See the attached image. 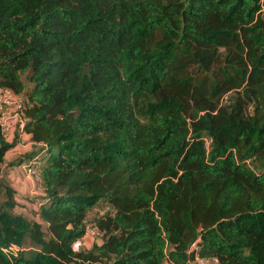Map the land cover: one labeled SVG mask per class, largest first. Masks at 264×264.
Listing matches in <instances>:
<instances>
[{
	"label": "trees",
	"instance_id": "trees-1",
	"mask_svg": "<svg viewBox=\"0 0 264 264\" xmlns=\"http://www.w3.org/2000/svg\"><path fill=\"white\" fill-rule=\"evenodd\" d=\"M4 88L44 200L0 183V264H264V0H0Z\"/></svg>",
	"mask_w": 264,
	"mask_h": 264
},
{
	"label": "rangeland",
	"instance_id": "rangeland-1",
	"mask_svg": "<svg viewBox=\"0 0 264 264\" xmlns=\"http://www.w3.org/2000/svg\"><path fill=\"white\" fill-rule=\"evenodd\" d=\"M1 116L7 118L9 124L12 126V130L8 135V140L11 142L15 140L18 135V111L16 107L5 108L0 112ZM17 131V132H16ZM36 148L35 144L28 135L21 134L19 141L16 142L15 147L8 151L5 155L4 162L0 165V183L8 185L15 191V198L17 201V207L15 211L17 214H21L27 219L33 222H39L36 213L39 204L44 200V192L39 185L37 175H35L32 168H27L26 164H20L22 158L31 150ZM109 212V209L105 205H99L90 215V221H92L95 213L104 215ZM43 231L46 233V227H43ZM95 233H87L84 240L75 245V250H87L93 244L99 243ZM25 248H29L31 243L27 240ZM199 259L191 264H206L202 263ZM210 263V262H207Z\"/></svg>",
	"mask_w": 264,
	"mask_h": 264
},
{
	"label": "built area",
	"instance_id": "built-area-1",
	"mask_svg": "<svg viewBox=\"0 0 264 264\" xmlns=\"http://www.w3.org/2000/svg\"><path fill=\"white\" fill-rule=\"evenodd\" d=\"M18 106H19L18 97L15 95V93L12 90H10L8 88L0 89V112L3 111V109H5V108L16 107V109H18ZM18 119H19V123H21V126H19L18 128H19V131L22 132L23 131V124H22V117L20 114L18 115ZM0 127L2 129L3 134L8 137V135L10 134V132L12 130V126L9 124L7 118L0 116ZM34 173H35V171H34ZM35 175H37V174L35 173ZM37 178H38V176H37ZM38 180H39V178H38ZM89 232L95 233V231L93 229L88 227L87 233H89ZM204 262L207 263L206 261H203L202 263H204Z\"/></svg>",
	"mask_w": 264,
	"mask_h": 264
},
{
	"label": "crops",
	"instance_id": "crops-1",
	"mask_svg": "<svg viewBox=\"0 0 264 264\" xmlns=\"http://www.w3.org/2000/svg\"><path fill=\"white\" fill-rule=\"evenodd\" d=\"M13 140H14V139H13ZM13 140H12V141H13ZM32 151H33V150H31V152H32ZM39 205H40V204H39Z\"/></svg>",
	"mask_w": 264,
	"mask_h": 264
}]
</instances>
